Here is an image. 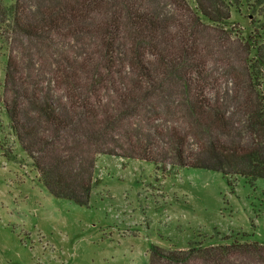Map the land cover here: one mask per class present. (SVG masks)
Listing matches in <instances>:
<instances>
[{
  "label": "trees",
  "instance_id": "16d2710c",
  "mask_svg": "<svg viewBox=\"0 0 264 264\" xmlns=\"http://www.w3.org/2000/svg\"><path fill=\"white\" fill-rule=\"evenodd\" d=\"M165 1L0 0V105L54 196L87 205L100 154L169 173L194 167L264 178V101L240 107L235 121L227 101L205 95L212 52L200 26L226 27L232 3L169 0L179 5L172 9ZM179 7L188 22L177 18ZM246 44L254 53L248 80L262 98L264 42ZM175 88L186 101H156ZM210 240L183 250L154 244L150 264H264V243Z\"/></svg>",
  "mask_w": 264,
  "mask_h": 264
},
{
  "label": "rangeland",
  "instance_id": "374dc122",
  "mask_svg": "<svg viewBox=\"0 0 264 264\" xmlns=\"http://www.w3.org/2000/svg\"><path fill=\"white\" fill-rule=\"evenodd\" d=\"M227 1L232 8L226 27L205 22L200 34L212 52L205 95L227 101L236 121L240 107L264 101V79L263 97L257 99L246 70V59L254 55L246 43L264 42V7H254V0ZM165 2L172 9L179 6ZM183 9L175 14L188 22ZM3 65L0 57L1 85ZM174 90L170 100L156 96V101H186V92ZM169 171L174 172L100 154L87 205L56 197L42 183L0 105V264H150L154 244L183 250L193 239L224 237L264 243V178L250 181L208 168Z\"/></svg>",
  "mask_w": 264,
  "mask_h": 264
}]
</instances>
